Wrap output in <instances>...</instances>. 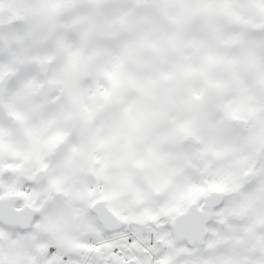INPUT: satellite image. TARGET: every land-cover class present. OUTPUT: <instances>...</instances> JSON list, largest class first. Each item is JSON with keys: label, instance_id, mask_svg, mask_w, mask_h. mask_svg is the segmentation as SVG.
<instances>
[{"label": "snow or ice", "instance_id": "snow-or-ice-1", "mask_svg": "<svg viewBox=\"0 0 264 264\" xmlns=\"http://www.w3.org/2000/svg\"><path fill=\"white\" fill-rule=\"evenodd\" d=\"M0 264H264V0H0Z\"/></svg>", "mask_w": 264, "mask_h": 264}]
</instances>
